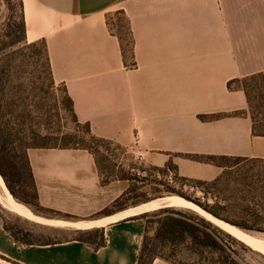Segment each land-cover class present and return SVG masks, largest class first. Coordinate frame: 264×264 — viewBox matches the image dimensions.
Listing matches in <instances>:
<instances>
[{
  "label": "crops",
  "instance_id": "obj_1",
  "mask_svg": "<svg viewBox=\"0 0 264 264\" xmlns=\"http://www.w3.org/2000/svg\"><path fill=\"white\" fill-rule=\"evenodd\" d=\"M21 2L27 40L45 41L53 79L95 136L142 155L145 165L172 162L194 180L212 181L223 167L193 156L264 159L242 82L264 78V0ZM28 155L41 205L76 219L37 216L61 227H102L107 242L97 249L74 238L23 244L0 218V264L138 263L145 220L120 216L129 208L97 216L121 192L103 185L89 149L30 148ZM97 220L106 223L75 226ZM152 264L171 263L157 257Z\"/></svg>",
  "mask_w": 264,
  "mask_h": 264
},
{
  "label": "rangeland",
  "instance_id": "obj_2",
  "mask_svg": "<svg viewBox=\"0 0 264 264\" xmlns=\"http://www.w3.org/2000/svg\"><path fill=\"white\" fill-rule=\"evenodd\" d=\"M21 14V0H0V42L11 43L16 40ZM119 18L125 49L131 51L132 40L127 23L122 15ZM42 50L41 44H13L1 56L4 60L0 62V130L12 129L13 138L27 137L32 146L88 147L96 157L101 182L105 180L103 185L113 183L116 193L121 192L119 196L130 188L137 190V198H148L150 201L171 195L182 197V194L191 200L182 198L205 212L207 211L199 204L212 205L217 200L223 202L241 197L240 190L243 185L236 183L243 181L246 175L250 181L264 184V161L239 162L236 158L220 159V162L232 168L228 169L230 173L226 181L213 185L179 176L171 165H145L142 155L129 154L107 139L90 138L86 134L85 124L75 121L64 86L52 80ZM243 83L250 91V111L256 116L258 123L263 124L264 99L260 81L247 79ZM132 201L131 198L126 202L129 204L128 208L135 207L131 205ZM0 205L3 207V217L0 218L6 220L10 226L29 231L31 234L28 238L33 241H61L78 236L77 229L39 223L6 209L1 202ZM192 209L204 216L201 211ZM155 228L156 225L151 224L148 234L152 238V246L157 247L158 252L161 245L154 240ZM248 234L264 239L263 233ZM253 249L255 252L242 253L243 260L247 264H264V252Z\"/></svg>",
  "mask_w": 264,
  "mask_h": 264
},
{
  "label": "trees",
  "instance_id": "obj_3",
  "mask_svg": "<svg viewBox=\"0 0 264 264\" xmlns=\"http://www.w3.org/2000/svg\"><path fill=\"white\" fill-rule=\"evenodd\" d=\"M13 44H21L25 46L41 44L43 46L42 53L48 62L50 75L55 82L51 72L46 43L44 40L33 42L27 40L23 12L21 14V20L19 21V32L16 35V40H12L11 43L5 41L0 42V62L4 60V58L1 57L4 51L8 46ZM247 79H259L262 89V98L264 99V78L261 75H255ZM231 85L232 82H229V87H232ZM243 86L249 97V113L253 120V134L264 135V123H258L256 116L250 111L252 108L250 91L244 83ZM66 95L71 104L75 121L80 122L75 114L72 99L68 96L67 92ZM241 113L242 112H236V114ZM217 116L218 115H203L202 118L209 119ZM84 124L86 126V134L90 138L106 140L95 136L89 123ZM30 148L49 147L32 146L29 143V140H27V137L13 138V132L10 128L6 129V131L0 130V175L3 177L9 191L18 202L27 205L36 215L48 218L73 219L74 217L70 214L45 208L41 205L28 155ZM60 148H87L90 150L88 147H73L67 145L61 146ZM193 157L197 160L215 163L223 167L222 173L214 180L197 181L219 185L228 179L227 177L230 173L228 169H231L232 167L226 166L219 160L231 157L205 155ZM236 159L239 160V162L250 160L264 161V159H248L240 157H237ZM167 165H171L177 170V167L172 162ZM246 176L247 177L242 179L243 181L236 183L238 185H243V188L240 190L242 194L241 197L234 200L226 199L223 202L217 200L212 205H199L208 213L247 233L257 232L264 234V184L262 185L260 182L259 184L252 182L249 180L248 175ZM104 181L105 180H103L102 183H104ZM136 191L135 188L127 189L112 203L110 207L101 210L98 213V216L110 215L127 209L129 204L126 202L131 198L133 199L131 203L132 206H137L143 202L150 201L148 198H137ZM132 194H134V196H131ZM249 194L251 196L248 197ZM180 195L187 200H191L185 195ZM2 211L3 207L0 205L1 218L3 217L1 214ZM134 218H143L146 221L143 242L137 264H152L153 260L157 257L163 258L171 264H247L243 260L242 253L255 252L253 247L246 242L221 228L192 208L178 209L177 207L166 206L136 215ZM151 224L156 225L153 236L154 240L161 245V250L158 252L156 250L157 247L152 246V238L148 234V227ZM4 227L15 240L23 244L56 242L33 241L28 238V235L31 234L29 231H25L19 227L10 226L6 220L4 221ZM76 233L78 236L74 239L90 244L96 249L104 246L107 242L105 229L102 227L77 229Z\"/></svg>",
  "mask_w": 264,
  "mask_h": 264
},
{
  "label": "bare ground",
  "instance_id": "obj_4",
  "mask_svg": "<svg viewBox=\"0 0 264 264\" xmlns=\"http://www.w3.org/2000/svg\"><path fill=\"white\" fill-rule=\"evenodd\" d=\"M0 202L7 209H9L13 212H16V213H18V214H20L26 218L34 220L36 222L47 224V225H57V224L59 225V224H61V222H56V221L44 219V218H41V217L33 214L24 204L18 202L13 197L11 192L9 191V189L6 186V183H5V181L1 175H0ZM163 205L171 206V207L185 206V207L195 208V209L201 211L205 217H207L209 220H211L212 222H214L218 226L222 227L223 229L230 232L231 234H233L237 238L246 242L251 247L264 252V239L257 238L255 236L250 235L247 232L237 228L236 226H233V225L228 224L222 220H219V219L215 218L214 216H212L211 214H209L208 212L201 210L199 207L192 204L191 202L185 200L184 198H182L180 196H176V195L158 198V199H155L152 201L142 203L138 206L131 207L128 210L124 211L120 216H130V215H134V214H140V213H144V212L153 211L155 209L160 208ZM114 218H117V217L114 216ZM119 218H121V217H119ZM102 220H100V221L97 220L95 222H89V223H78L75 226L85 228V227H91L94 225H101L105 222Z\"/></svg>",
  "mask_w": 264,
  "mask_h": 264
},
{
  "label": "water",
  "instance_id": "obj_5",
  "mask_svg": "<svg viewBox=\"0 0 264 264\" xmlns=\"http://www.w3.org/2000/svg\"><path fill=\"white\" fill-rule=\"evenodd\" d=\"M162 207H166V205H163V206H161L160 208H162ZM210 214V213H209ZM212 215V214H211ZM212 216H214V215H212ZM215 217V216H214ZM215 218H217V217H215ZM217 219H219V218H217ZM219 220H221V219H219ZM211 221V220H210ZM229 224V223H228ZM234 226V225H233ZM222 228V227H221Z\"/></svg>",
  "mask_w": 264,
  "mask_h": 264
}]
</instances>
